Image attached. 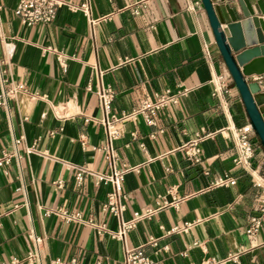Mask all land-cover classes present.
<instances>
[{
    "label": "crops",
    "instance_id": "crops-1",
    "mask_svg": "<svg viewBox=\"0 0 264 264\" xmlns=\"http://www.w3.org/2000/svg\"><path fill=\"white\" fill-rule=\"evenodd\" d=\"M138 1L89 0L87 17L61 8L52 23L26 27L18 0H0V94L24 87L0 106V157L10 156L0 167V264H121L136 247L159 264H264V221L254 238L245 234L264 150L255 135L250 174L232 163V132L249 120L234 84L212 95L227 70L203 8L147 0L131 15ZM99 83L113 91L105 117L115 118L116 166L128 170L122 220L141 216L123 240L102 210L110 187L91 175L108 172ZM166 91L176 103L147 123L141 102ZM195 135L197 164L180 150ZM223 175L235 184L213 186Z\"/></svg>",
    "mask_w": 264,
    "mask_h": 264
},
{
    "label": "built area",
    "instance_id": "built-area-1",
    "mask_svg": "<svg viewBox=\"0 0 264 264\" xmlns=\"http://www.w3.org/2000/svg\"><path fill=\"white\" fill-rule=\"evenodd\" d=\"M147 0H140L136 2L134 7L130 10L131 15H137L140 9L145 8ZM193 2L192 7L200 8L201 3L199 0H191ZM61 8H65L72 12H80L83 16L87 17L89 15V0H82L81 4L78 6H72L63 2L61 0H18L16 8L14 10V15L18 18L21 25L29 27L34 24H50L52 23L58 11ZM191 8V7H190ZM89 22L93 24V21L89 19ZM98 72V70H97ZM100 75L101 72H98ZM248 81L256 82L260 90H263V79L261 76H251ZM5 80L3 79V72L0 68V83L3 85ZM233 82L228 74L222 73L216 76L213 81V96H222L229 94L233 89ZM24 89L23 85L17 84L8 90L2 89L0 94V106L7 107V102L9 98L15 96L17 93ZM98 100V105L104 114L103 125H104V145L102 146V151L105 155V161L108 167L107 173H91L95 179L96 184H108L110 189L106 194L105 203L102 206V210L110 214L113 218L117 220V232L113 238L117 240H123L125 234L135 226L136 221L141 217L134 214V217L128 221L123 222L122 214L125 211V196L123 194L122 183L123 177L127 168L119 169L116 166V156L114 149L112 147V141L118 136V133L113 128V123L115 118L111 121L106 119V114L109 112V106L113 99V91L109 86H103L99 83L98 88L95 92ZM177 98L173 95H169L168 91L158 95L152 101L141 102L137 112L143 114L147 123H152V116L159 110L166 107L168 104L176 103ZM255 136L250 124H246L240 128H235L232 132V143L234 149V155L232 157V163L235 167L240 168L244 172L251 170V162L255 156L254 145L251 138ZM202 137L195 135L188 141L184 142L180 146V150L183 152L185 158L190 162L197 164L201 161V143ZM17 140L13 139V144H17ZM10 160L8 154L3 153L0 157V167L6 165ZM252 177V175H251ZM253 186L258 190V196L255 202V208L252 216L248 220L247 228L245 229V234L249 238H254L257 234L261 225L264 221V176L252 177ZM80 174L76 175V180L80 181ZM235 180L227 175L217 177L213 181V186H227L234 185ZM24 191V187H22ZM59 216L65 221H80V216L78 213L68 214L66 212H60ZM32 242L38 248L39 239L31 236ZM70 264H77L71 261ZM121 264H159L152 261L150 258L144 255L142 247H136L133 249H127L124 251Z\"/></svg>",
    "mask_w": 264,
    "mask_h": 264
},
{
    "label": "water",
    "instance_id": "water-1",
    "mask_svg": "<svg viewBox=\"0 0 264 264\" xmlns=\"http://www.w3.org/2000/svg\"><path fill=\"white\" fill-rule=\"evenodd\" d=\"M215 45L264 150V0H200Z\"/></svg>",
    "mask_w": 264,
    "mask_h": 264
}]
</instances>
